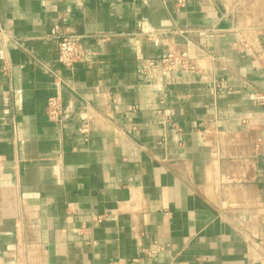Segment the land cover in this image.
Returning a JSON list of instances; mask_svg holds the SVG:
<instances>
[{"label":"crops","instance_id":"obj_1","mask_svg":"<svg viewBox=\"0 0 264 264\" xmlns=\"http://www.w3.org/2000/svg\"><path fill=\"white\" fill-rule=\"evenodd\" d=\"M240 2L0 0V264H264V8Z\"/></svg>","mask_w":264,"mask_h":264},{"label":"built area","instance_id":"obj_2","mask_svg":"<svg viewBox=\"0 0 264 264\" xmlns=\"http://www.w3.org/2000/svg\"><path fill=\"white\" fill-rule=\"evenodd\" d=\"M184 1L185 0H179L181 4H183ZM179 33L184 34L183 31H179ZM0 38L5 40L4 42L7 45L14 44L19 47L22 46L21 43L15 40L1 24ZM56 38L59 39L57 50L58 62L67 69H73L83 55L81 46L82 37L77 35H64L59 31V27L57 26ZM157 65H164L168 70L176 67H181L184 69L195 71L197 67L195 60L189 55L188 52L170 53L160 60L149 61V66L154 67ZM143 73H145V71ZM48 113L52 122L61 124L62 107L57 98H51L49 100ZM83 131H86V129H84ZM155 252L156 251L154 250L148 251V254H154Z\"/></svg>","mask_w":264,"mask_h":264},{"label":"rangeland","instance_id":"obj_3","mask_svg":"<svg viewBox=\"0 0 264 264\" xmlns=\"http://www.w3.org/2000/svg\"><path fill=\"white\" fill-rule=\"evenodd\" d=\"M255 3H259V5L261 4L264 8V0H241L240 2V8L242 9V14L249 16L250 13V8L255 4ZM263 19H264V10H263Z\"/></svg>","mask_w":264,"mask_h":264}]
</instances>
